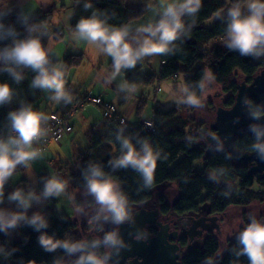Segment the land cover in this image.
<instances>
[{
  "label": "trees",
  "instance_id": "1",
  "mask_svg": "<svg viewBox=\"0 0 264 264\" xmlns=\"http://www.w3.org/2000/svg\"><path fill=\"white\" fill-rule=\"evenodd\" d=\"M246 2L247 0H202L196 13L181 17L183 29L179 37L169 45V50L158 53L162 63L158 76L143 72L144 57L137 61L135 67L120 69L128 87L135 90L140 86H150L159 79L164 81L180 75L186 84L187 97L195 96L200 99L209 75L211 80L230 94L226 107H232L238 91L236 74L242 73L250 83L264 69V46L257 49L259 54L248 55L230 46L229 11L239 5L242 18L251 15L241 9ZM10 12L5 17L0 16V84H8L12 89L11 100L0 105V141H5L3 136L14 131L10 115L13 112L31 109L42 117V122L54 111L68 112L77 103L92 98L73 91L66 84L68 71L82 66L83 54L68 55L62 61L47 55L48 64L45 67L49 72L57 69L59 65L63 67L66 96L59 102L55 101L52 104L53 109L43 114L48 108L41 110L40 87H33L27 79L28 76L34 79L39 75V70L17 64L6 53L19 43L25 42L29 32L51 24L56 8H51L30 21H24L15 10L11 9ZM143 14L141 10L128 8L125 0H75L71 32L78 33L77 26L81 20L93 18L101 21L110 30H124L129 24L139 21ZM149 35L147 33V37ZM54 39L62 40L63 32L55 30ZM155 39L158 40V37ZM17 75L21 77L19 81L16 79ZM140 106L141 104L137 108ZM250 108L254 115L262 114L256 102L252 101ZM179 109L177 106L164 109L157 105L150 118L154 122V129L150 133L142 131L141 125L121 127L117 122L105 118L104 127L94 128L86 133L87 147L73 163L75 167L71 174L72 186L65 184L61 178L58 181L72 193L73 189L89 187L92 169H99L103 173L99 179L114 181L119 185L118 193L124 199L126 219L131 217L135 206L151 199L156 187L168 182L178 188L179 197L173 210L179 214L196 211L202 206H209L213 212L222 213L231 206L243 205L253 200L264 202V178L251 175L249 169L234 162L227 151L208 155L207 146L199 142V135L193 133L188 120L180 116ZM117 111L121 115L118 107ZM124 140H128L141 156L145 154V148L151 150L155 156L156 168L151 183L147 182L139 168L116 165L115 161L121 159L127 151L123 147ZM257 143L256 135L243 134L237 137L235 146L239 150L252 152ZM197 161L203 163L202 170L196 169ZM21 165L24 166L21 163L15 170ZM51 180V175L44 172L39 175L38 184L33 188V191L38 190L48 200L41 216L30 213V208H23L21 199H13L19 192L23 200H26L29 193L26 179L22 186H14L4 180L0 187V209L7 202L19 205L22 224L19 226V241L13 240L7 232L0 229V264H62L71 252L67 238L73 234L75 222L50 205L55 194L45 193ZM79 201L80 197H77L75 202L80 203ZM86 201L94 205L92 197ZM167 207L168 205L163 206L165 211ZM37 216L40 221L32 223ZM110 216L115 220L111 211ZM41 223L45 226L41 227ZM241 233L229 243L225 254L220 258H217L220 251L219 241L210 237L203 247L189 250L183 264H251L249 256L243 252ZM109 234H114L116 239L118 237L116 229H110ZM42 238L58 242L59 246L49 250L41 243ZM65 244L69 247H65ZM183 245H186L185 240Z\"/></svg>",
  "mask_w": 264,
  "mask_h": 264
},
{
  "label": "clouds",
  "instance_id": "2",
  "mask_svg": "<svg viewBox=\"0 0 264 264\" xmlns=\"http://www.w3.org/2000/svg\"><path fill=\"white\" fill-rule=\"evenodd\" d=\"M202 0H183V2L170 3L163 10V19L158 24L149 27H142L140 31L149 33L139 47L134 48L126 42L127 30H110L103 23L95 18L81 20L77 26L79 36L90 43L98 44L101 50L111 55L115 59V69L118 74L122 67H135L141 57L151 54L165 53L169 50V45L175 41L183 29L181 17L185 14H194L201 7ZM248 9L251 15L242 18L239 5L234 6L229 11L230 24L228 35L230 46L233 49H240L244 55L257 53V49L264 46V0H250ZM158 37V40L155 39ZM259 54V53H257ZM6 56L14 60L17 64L31 66L34 70H39V75L33 81V87L55 90L53 97L59 102L66 96L64 92L63 73L57 69L49 72L45 67L48 64L47 52L42 47L39 40H28L19 43L14 49L8 51ZM17 81L21 79L16 76ZM12 89L8 84H0V105L11 100ZM189 103H198L195 96L188 97ZM12 128L19 135L11 138L8 142L0 141V187L4 180L9 177L17 165L25 163L35 158L37 153L29 151L32 142L41 133L42 117L31 109H24L10 114ZM123 147L127 150L121 159L115 161L117 166L127 167L132 165L139 168L145 175L148 183L152 182L153 173L156 168V158L151 150L145 148V154L141 156L128 140L123 141ZM103 173L97 169H92V178L89 180V189L95 194L96 199L113 213V218L117 222L124 221L127 211L122 196L115 191L114 185L110 181L101 180ZM64 186L57 180H51L46 186V195H60ZM13 199H21L27 206V201L23 200L21 193L17 192ZM16 219L9 222L10 225L16 223ZM40 221V217H35L32 223ZM41 227L45 226L43 223ZM107 241L111 244L118 243L114 234L107 236ZM240 242L244 245L243 252L247 253L251 264H264V225L253 221L245 231L241 233ZM41 243L51 249L59 246L58 242L51 239L42 238ZM65 247L69 245L65 244ZM80 245L70 247V251H76ZM87 260L93 264H99L96 257L89 256ZM79 264H85L82 259Z\"/></svg>",
  "mask_w": 264,
  "mask_h": 264
},
{
  "label": "rangeland",
  "instance_id": "3",
  "mask_svg": "<svg viewBox=\"0 0 264 264\" xmlns=\"http://www.w3.org/2000/svg\"><path fill=\"white\" fill-rule=\"evenodd\" d=\"M160 1L161 3L159 4V8H157L160 12H163L164 8H166L167 5L170 3L183 2V0H160ZM226 1L229 2V0ZM249 2L250 0H247V2L241 7V9L251 14V12L248 9ZM62 3L66 5L61 7H53L56 8V12L53 15L51 23H53L59 11H61L62 9H65V11L67 10L70 0H62ZM44 12L46 11L41 12L39 15L43 14ZM10 13L11 12L9 11L8 14ZM153 15L155 14H153L150 11L148 15H145L148 16V18L145 19H148L149 22L150 20L153 21L157 18L156 17L154 19ZM67 39H69V37ZM149 56L150 55L146 56L147 61L145 63L143 72L149 74L152 73L158 76L162 65L161 60L159 56H154V59L152 58L148 59ZM92 65L93 64L91 62L89 63L85 61L83 67L81 68V72L85 73L86 71L90 70ZM61 67L62 66H58L57 70L63 72ZM96 69L98 70L97 67ZM112 71L113 74L116 76L117 84H120L118 89H114L109 86H104L102 89L101 82L88 83L84 81V79L81 77H77L76 79H74L72 72L70 74V78H71V82H74L73 89L78 90L79 88H81L82 93H85L86 91L91 92V90H94L93 96L100 94L102 92L103 98L105 100H108V102L112 101V103H114L116 107L120 109L122 107V104L120 101L116 100L115 97L130 96L131 94L136 95L137 93L135 92L134 89H130L128 87L125 81V77L121 71L118 74L116 73L115 68H113ZM37 76L38 75H36V77ZM36 77L33 80H35ZM27 79L28 81L33 82L29 76ZM242 79H244L245 81L247 78L242 73L238 72L236 74L237 84ZM123 86L126 89L125 91H122ZM140 88L142 89L146 88V94L143 97H139L140 100L138 105L141 104V106L139 109L137 107H134V109L132 110L131 119L127 120L126 118L127 126L129 125L132 127H139L141 125L142 126L141 130H142L144 125L143 122L148 118L150 120V118L153 116V110L157 105L164 109H168L171 106H177L178 108H180L178 110L180 111L179 112L180 116L188 120V125H190V128L192 129L193 133L199 135L200 138L199 142L204 145H206L205 143H206L207 135L206 132H204L203 130L206 127H209L215 121L216 112L219 107L222 106L227 108L226 103L230 97V94L225 92L221 86L217 85L213 80H211L209 75L204 84L202 97L198 99V103L195 104L189 103L187 101L188 97L186 93V84L184 82L183 77L180 75L176 77L174 76L164 81H160L159 79L150 86H140ZM45 91H47V89H45ZM45 96L46 93H44L43 97ZM95 108L96 109L98 108V110L100 109L97 106H95ZM99 117L100 116L98 115V118ZM72 118H71L72 121L71 124H73V126L74 123L75 125H77V123L79 122L81 125L80 116H76V118L74 119ZM67 135L69 134H66L64 138H66ZM29 151H34V150L29 149ZM35 152L37 153V155L35 156L34 159L27 161V164L23 163L24 169H22L23 167L22 165L20 166L19 169L17 170L14 169L12 174L9 177H7L5 181L11 182L14 186L16 185L22 186L23 180L26 179L28 183L25 184L28 186L29 193L25 200L27 201V206H25V204L23 203L24 208H31L35 203H37L38 204L37 209H40L43 206L45 207V204L48 202V200L42 199L41 198L42 196L38 194V192L34 193L33 191L34 186H37L38 184L39 173L46 170L49 173H51L53 177H55V170H59L60 167L65 164V162L62 161L63 164L61 165L60 162L58 161L59 159L54 155L55 157L54 161H56V163L54 165H50L49 160H51V156H49L50 155L49 153H45L46 151L44 153H39L37 150ZM67 160L69 163H72V160L69 157ZM195 167L197 170H202L203 163L197 161ZM111 183L114 185L115 191L118 192L119 185L117 184V182L112 181ZM178 193H179L178 188L173 183L168 182L156 187L153 190V195H152V197L154 196L155 200L151 203L150 208H154L156 206L155 204H157L159 198H164L161 197L162 195H166L167 197H169L170 201H173L178 198ZM77 197H80V201H79L80 203L75 202V199ZM90 197L94 199L93 202L94 205L87 203L86 199ZM4 205H3L4 208L0 210V229L6 231L13 240L19 241L20 240L19 226L22 224L20 217V206L13 202H7ZM50 205L55 207L59 212L65 213L69 218V220H71L73 223L75 222V228L73 230V234H71L67 238V241L70 246L80 245L81 247L82 243L87 240V237L91 233L92 238L98 237L101 244L104 247L105 245L107 246L105 247V249L107 251H110L112 245H110V242H108L106 239L107 238L106 230L108 229L107 226H110L111 229H116L118 232V228L120 227V222L111 219L110 210L107 209V206L102 205L100 202L97 201L95 194L91 193L89 187L85 186L79 189L78 191L72 190V193H69L68 190L64 187L60 195H55L53 201L50 202ZM141 205L143 204L137 205L134 208L135 209L139 208L141 207ZM225 212L226 215L223 214L220 215L222 221L221 222L222 224H220L221 231L220 233L218 234L215 233L214 235L218 239L220 244V251L217 255V258H220L225 254L229 243L236 236H238L243 230L247 229V227L250 226L253 223V221H256L257 223L264 225V202L253 200L250 201L249 203L246 204L244 203L243 205L231 206ZM17 217H19V219H16V223L14 225H10L9 222ZM109 230L110 229H108V231ZM196 246L199 247V245ZM80 247L76 251H71L65 257L62 264H79V262L83 259L80 253ZM183 250L185 251L184 248Z\"/></svg>",
  "mask_w": 264,
  "mask_h": 264
},
{
  "label": "crops",
  "instance_id": "4",
  "mask_svg": "<svg viewBox=\"0 0 264 264\" xmlns=\"http://www.w3.org/2000/svg\"><path fill=\"white\" fill-rule=\"evenodd\" d=\"M74 1L75 0H70L69 6L66 11L65 9H62L61 11L58 12V15L57 17H55L53 23L45 25L40 30H33L29 32V35L26 41L33 40V39L39 40L42 47L47 52V55L50 58L57 59L59 61H62L68 55L83 54L84 62L82 66L77 69L68 71L67 73L68 78H67L66 84H68V86H70V88L73 91L79 92L83 96L90 95L92 97H102L103 98L102 92L100 94L93 96L94 90H91V92L86 91L85 93H82L81 88H79L78 90L73 89L74 82H71V78H70V74L72 72H73L74 79H76L77 77H81L84 79V81L88 83L89 82L91 83L101 82L102 89L104 86H109L114 89H118V87L120 86V84H117L116 76L113 74V71H112L113 68H115L114 57L102 51L101 47L98 44L90 43L89 41L81 38L79 36V33L71 32V23H72L73 16H74ZM160 3H161L160 0H125V4L128 8L141 10L144 13L143 14L144 16L139 21L135 23H131L125 28L128 32V35L126 37V42L130 43L134 48L139 47L140 44L143 42V40L147 37V33L140 31V29L146 26H154L156 25V22L159 19L164 18L163 12H160L157 9L159 8ZM65 5L66 4L62 3V0H2V2L0 3V16H3V17L7 16L9 11L12 9V10H15V12H17L23 18L24 21H30L36 18L43 11H48L53 7H61ZM150 11L153 14H155L153 15L154 19L156 17L157 18L153 21L150 20L149 22L148 19H145V18H148V16H145V15H148ZM55 30L57 31L59 30L63 32L62 40L55 41L54 39ZM67 36L69 37V39H67L68 38ZM154 56H158V53L151 54L148 57V59L149 58L154 59ZM144 59L146 63L147 61L146 56L144 57ZM85 61L89 63L91 62L93 65L90 70L83 73L81 72V68L83 67ZM59 66H62V65H59ZM96 67L98 68V70L96 69ZM61 68L63 71V67ZM32 81L34 80L32 79ZM29 83L33 84V82H30V81ZM125 90L126 89L123 86L122 91H125ZM135 92L137 93L136 95L131 94L130 96L115 97L116 100L121 102L122 107L118 109L120 110L121 115L126 117L127 120L131 119L132 110L134 109V107H138V103L140 100L139 97H143L146 94V88L142 89L139 87L135 89ZM44 93H46L45 97H43ZM54 94H55V90L47 89V91H45V89L40 87V97H39L40 101L39 102H40L41 110L48 108L43 114H47L48 110L50 112L53 109L52 104L55 101H57L56 99L53 98ZM78 113L74 115L72 119L76 118V116H80L81 125H80V122L77 123V125H75L74 123L73 128L75 131L73 130V133L67 135L66 138H64L63 141L60 142L59 144H53V145L51 144L46 149V152L44 151L45 153H49L50 154L49 156H51V160H49L50 165H54L56 163V161H54V158H55L54 155L59 159L58 161L60 162L61 165L63 164L62 161H64L65 164L61 166L59 170H55V177H53L52 174L46 170L39 173L40 175L44 172H48L51 175L52 180L56 179L58 181V179L61 178L63 182L69 186H72L73 184L71 174H72V171L74 170L73 169L74 165L72 163L73 162L75 163V160L78 157L79 153H81L87 147L86 133L89 130L94 129V128L96 129L102 128L104 127L106 123L101 110L100 109L98 110V108L96 109L95 106L91 104H88L84 109H82ZM98 115L100 116L99 118H98ZM31 149L36 151L34 146H31ZM68 157L72 160V163L68 162L67 160ZM24 164H27V162ZM23 169H24V166H23ZM73 190L78 191L79 189H73ZM35 192H38V190H34V193ZM41 198L45 199L43 196ZM39 203H40V200H39ZM37 206L38 204L35 203L29 209V211L32 212V214L41 216L43 214L44 206L41 207L40 209H37ZM4 207L2 206L0 210H2ZM22 207L24 208V205Z\"/></svg>",
  "mask_w": 264,
  "mask_h": 264
},
{
  "label": "water",
  "instance_id": "5",
  "mask_svg": "<svg viewBox=\"0 0 264 264\" xmlns=\"http://www.w3.org/2000/svg\"><path fill=\"white\" fill-rule=\"evenodd\" d=\"M256 102L263 114L254 115L250 103ZM206 129L216 132L207 136V154L227 151L230 158L242 167H250V173H261L264 178V69L261 70L248 84L242 79L238 82L235 103L231 108L219 107L215 121ZM243 134H255L259 138L257 148L248 153L236 148V139ZM206 144V143H205ZM152 212L144 215H134L132 221L120 224L118 243L113 244L106 254L100 253L98 237L91 233L80 247V253L85 264H93L87 260L89 256L96 257L99 264H181L179 262L180 246L171 242L178 238V232L170 233L167 226L155 236L145 232L147 224H153L156 219ZM198 227H195L197 230ZM219 232V226L216 228ZM187 234V233H185ZM136 258L128 262V259ZM142 258V262H138Z\"/></svg>",
  "mask_w": 264,
  "mask_h": 264
},
{
  "label": "flooded vegetation",
  "instance_id": "6",
  "mask_svg": "<svg viewBox=\"0 0 264 264\" xmlns=\"http://www.w3.org/2000/svg\"><path fill=\"white\" fill-rule=\"evenodd\" d=\"M245 82H247L248 84L252 83V81L249 83L248 79H246ZM203 131L206 132L207 136L214 135L216 133L212 129L208 130L206 128ZM258 142H259V138H258ZM206 146H207V140H206ZM207 151H208V147H207ZM252 152H248V153H252ZM246 168H248L250 172V167H246ZM251 175L257 176V177L260 176L261 178H263L261 173H256V174H251ZM161 197H164V198H159L154 208H150L151 203L155 200L154 196L151 197V199H149L148 201L142 203L143 205H141V207L136 208V209L134 208L131 217L129 219H125L123 222H120V224L124 222L132 221V218L134 215L141 216V215H144L145 212H152L156 214L155 215L156 221L153 224H147L145 226L144 231L147 232L151 236H155L161 230V226H159V224H162L163 226H167L169 228L170 233L178 232V238L171 242L180 246L179 262L183 264V259L187 255V252L189 250L197 248L196 245H199L200 248L203 247L206 241L210 237L216 238L214 236L215 233L218 234L221 231L220 224H222L221 223L222 221H221L220 215L221 214L226 215V212L217 213V212H213V210L209 208V206H202L196 211L179 214L173 210V206L178 198L176 200L170 201L169 197H167L166 195H162ZM178 197H179V193H178ZM164 205H168V207L166 208V211L163 208ZM218 226L220 229L219 232L216 229ZM195 227H198V229L195 230ZM107 228L111 229L110 226H107ZM108 229L106 230L107 236L109 232ZM184 240L186 241V245H183ZM187 240H188V243H187ZM110 245H113V244L110 243ZM105 247L107 246L105 245ZM105 247L101 243L99 244L100 253L102 255L109 252L105 249ZM183 248L185 249V251L183 250ZM134 259L136 258H130L128 259V262L134 261ZM142 260H143L142 258H138V262H142ZM104 264H110V263H104ZM114 264H117V263H114Z\"/></svg>",
  "mask_w": 264,
  "mask_h": 264
},
{
  "label": "built area",
  "instance_id": "7",
  "mask_svg": "<svg viewBox=\"0 0 264 264\" xmlns=\"http://www.w3.org/2000/svg\"><path fill=\"white\" fill-rule=\"evenodd\" d=\"M89 103L99 107L105 118L117 122L121 127L127 126V120L118 113L114 103L108 102L101 97H89L77 103L68 112H52L47 119L40 123L42 134L32 142V146H34L39 153H42L50 144H59L66 134L73 132L74 128L71 124V118L80 110L84 109ZM143 123L142 131L152 132L154 129L153 120H145ZM18 135L17 132L11 131L3 136V138L5 141H9L11 138L17 137Z\"/></svg>",
  "mask_w": 264,
  "mask_h": 264
}]
</instances>
